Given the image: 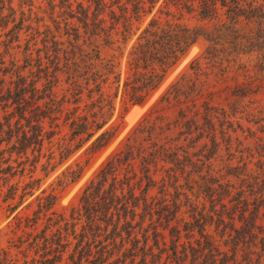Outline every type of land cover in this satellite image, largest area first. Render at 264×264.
<instances>
[{
	"label": "rangeland",
	"instance_id": "rangeland-1",
	"mask_svg": "<svg viewBox=\"0 0 264 264\" xmlns=\"http://www.w3.org/2000/svg\"><path fill=\"white\" fill-rule=\"evenodd\" d=\"M254 5L262 7L264 13V0ZM51 12L49 0H0V62L1 69L7 71V86L20 76L27 78V83L40 78L38 87L42 88L45 74L52 75L49 80L54 82V98L65 102V112L58 114L52 127L48 120L44 123L45 131L55 135L44 142L41 152L11 157L9 164L14 168L24 163L17 168L24 170L23 174L18 173L7 184L0 181V264H40L48 248L56 247L57 239L68 245L57 264H71L68 258L77 243L75 237L86 224L80 198L91 182L101 180L102 166L129 150L131 160L108 177L104 189L117 176V196L127 194L128 182L139 196L146 185L143 181L138 189L141 161L160 147L177 152L182 167L156 158L150 167L155 185L145 198L149 203L163 199L180 205L171 226L178 225L182 231L181 244L195 246L198 231L188 234L183 229L193 222L189 206L201 209L205 204V213L210 210V204L198 194L199 177L208 175L218 184L247 190V182L261 173L259 167L264 174V20L239 18L234 24L223 12L216 19H201L196 12L166 6L161 0L151 14L133 22L127 40L123 41L120 23L106 43L103 37H83L82 30V37L75 41L65 34L58 10ZM152 20L157 21L159 30L180 25L211 35L215 44L201 37L176 65L165 68L160 86L137 104L126 84L140 78L137 86H141L144 74L152 68L160 70L158 64L144 71L134 63L133 53L143 43L140 37ZM209 49H214L213 55L207 54ZM74 82L82 91L77 104ZM76 108L80 116L97 114L99 122H107L79 148L78 140L70 141L71 132L64 121L66 113ZM206 114L209 124L204 121ZM104 132L113 133L111 142L94 150V142ZM214 134L217 147L211 142ZM209 152L211 157H204ZM6 166L1 165L0 170ZM169 174L176 180L168 181ZM28 184L30 188L24 190ZM45 202L51 205L43 211ZM138 222L139 217H135L133 224ZM148 224L146 219L143 227ZM160 230L168 241L169 231ZM204 234L230 259L225 264H264V251L259 246L240 245L233 250L229 230L222 232V227L211 224L205 226ZM129 247L130 243L125 244ZM120 257L121 249L106 264ZM166 258L161 256L160 264Z\"/></svg>",
	"mask_w": 264,
	"mask_h": 264
},
{
	"label": "trees",
	"instance_id": "trees-1",
	"mask_svg": "<svg viewBox=\"0 0 264 264\" xmlns=\"http://www.w3.org/2000/svg\"><path fill=\"white\" fill-rule=\"evenodd\" d=\"M160 1L49 0V6L52 14L58 10L57 18L61 19L65 34L73 37L75 41L82 37L80 35L82 30L83 37L88 39L103 37L108 43L112 31L120 23L123 28L121 33L123 41L127 40L133 22L142 21L153 12ZM256 1L259 0H164V3L166 6L172 5L189 13L196 12L201 19H216L223 12L226 19L235 24L239 18L264 20L262 7L254 5ZM154 28L157 30H153ZM201 37L215 44V38L211 35L191 31L180 25L159 30L157 21L152 20L143 32V36L140 37L143 43L133 53L136 56L134 63L136 68L141 67L144 71L149 66L158 64L160 70L152 68L151 72L144 74L141 77L143 78L141 86H137L140 78H135L132 83L126 84L127 87L130 86L131 100L137 104L145 102L150 93L155 91L164 80L165 68H172L176 65L180 56L185 54ZM212 50L214 52V49H209L207 54L213 55ZM2 65L3 63L0 62V73L3 75L0 78V166H7L0 170V175H2L0 181L7 184L18 173L22 175L24 172V170L20 172L17 170L24 163L16 168L9 164L11 157L13 155L26 156L29 151L31 154L41 152L44 142L55 135L54 131H45L44 123L48 120L52 127L53 123L59 119L58 114L65 112V102H57L54 98V82L49 80L51 77L53 79L52 75L45 74L43 77L45 84L42 88L38 87L40 78L27 83V78L20 76L16 82H10L7 86L4 78L7 71L1 69ZM73 85L76 88L73 96L74 104H77L79 102L77 97L82 91H78V85L75 82ZM103 108L100 109L103 110ZM207 115L204 121L209 124ZM13 120H15L14 123ZM64 121L71 132L70 141L78 140L76 148L93 138L107 123L106 121L99 122L97 114L80 116L77 108L66 113ZM22 122L24 124H21ZM211 130L213 131V128ZM202 137L203 134L200 138ZM112 138V132L102 133L93 144L94 150L105 148ZM211 142L214 147H217L215 134L211 137ZM209 153L210 155L204 157H211L213 153ZM5 155H8L7 159ZM131 156L128 150L122 157L109 159L100 171L101 180L97 183L91 182L83 191L80 200L86 224L81 227V234L75 237L77 243L68 258L71 264H106L114 253H118L119 249H121L120 259L108 264H160L163 255H167L163 264H185L187 261H190V264L198 262L225 264L230 259L218 252L208 240V236L204 234L205 226L211 224H215L217 228L222 227V232L230 231V244L233 250L240 245L247 247L253 245L259 246L264 251L263 168L259 167L262 170L261 173L253 176L252 182H247V190L241 188L235 190L230 185L218 184L216 179L208 175L199 177L198 194L203 195L205 202L210 204V210L205 213V204L201 209L195 205L189 206L190 218L193 222L186 223L183 231L188 234L195 230L198 231L199 238L193 246L192 243L181 244L182 231L178 225L171 226L181 206L163 199L156 203H149L145 198L149 188L155 185L150 177L151 165L155 164L156 158L162 157L163 160H169L170 163L181 166L182 161L177 152L160 147L142 159L140 164L142 179L138 184V189L143 181H146V185L141 195L136 196L135 188L129 187L128 182L127 194L117 196V176L114 177L110 187L104 189L108 177L115 175L119 166L126 165L131 160ZM173 170L168 172L173 173ZM170 178L176 180L171 174L168 175V181L171 180ZM126 180L130 179L126 178ZM30 186L31 184L26 185L24 190ZM11 190L14 192L16 188L12 186ZM50 205L51 203L45 202L41 210H47ZM137 211L140 214H137ZM155 216L156 220H154ZM135 217H139V222L134 225ZM146 219L149 224L144 228ZM109 227L110 231H108ZM161 228L169 231L168 241H165L167 238L161 232ZM136 229H138L137 233ZM85 232H88L89 236ZM117 238L120 239L119 244H116ZM59 240H56L55 248L50 246L47 253L43 254L40 264H57L62 261L63 253L68 245L60 244ZM127 243H130L129 248H125ZM220 255L222 257L218 259ZM91 257L93 260H90Z\"/></svg>",
	"mask_w": 264,
	"mask_h": 264
}]
</instances>
